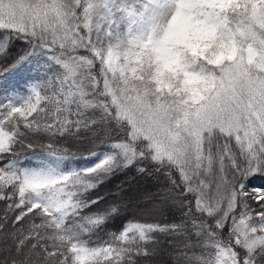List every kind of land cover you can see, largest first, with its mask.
Instances as JSON below:
<instances>
[{"label": "snow or ice", "instance_id": "1", "mask_svg": "<svg viewBox=\"0 0 264 264\" xmlns=\"http://www.w3.org/2000/svg\"><path fill=\"white\" fill-rule=\"evenodd\" d=\"M164 255L264 264V0H0V264Z\"/></svg>", "mask_w": 264, "mask_h": 264}, {"label": "trees", "instance_id": "2", "mask_svg": "<svg viewBox=\"0 0 264 264\" xmlns=\"http://www.w3.org/2000/svg\"><path fill=\"white\" fill-rule=\"evenodd\" d=\"M41 143V142H37ZM40 149L37 146L36 151L38 152ZM31 150H21V155L22 156H31ZM133 173H129L128 177L125 176H119L118 178H115L112 183L108 186L110 189H115V186L117 184H120L122 181H125L129 177H131ZM257 186L261 183V181H257ZM163 185V181H157L152 178L145 177L143 179H138L137 182L134 183L133 185V190L132 192L129 193V195H135L137 197H143L147 194H154L157 193L158 190L161 189ZM127 187V185H125ZM141 204H143V200H141ZM120 221H117L116 224L113 226L115 228H119L120 226ZM161 262V264H171V260L167 255L161 256L158 258Z\"/></svg>", "mask_w": 264, "mask_h": 264}]
</instances>
